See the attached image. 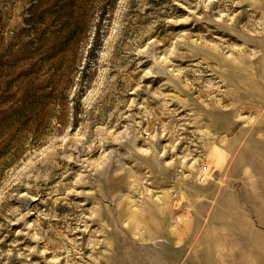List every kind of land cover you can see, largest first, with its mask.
Wrapping results in <instances>:
<instances>
[{
	"label": "rangeland",
	"instance_id": "rangeland-1",
	"mask_svg": "<svg viewBox=\"0 0 264 264\" xmlns=\"http://www.w3.org/2000/svg\"><path fill=\"white\" fill-rule=\"evenodd\" d=\"M0 264H264V0H0Z\"/></svg>",
	"mask_w": 264,
	"mask_h": 264
}]
</instances>
